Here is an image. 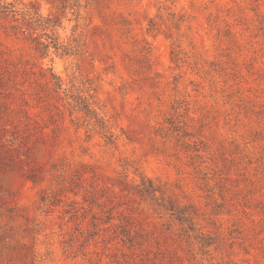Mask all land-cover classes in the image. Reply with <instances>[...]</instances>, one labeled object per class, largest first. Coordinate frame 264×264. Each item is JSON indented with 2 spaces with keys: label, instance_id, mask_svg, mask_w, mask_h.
Instances as JSON below:
<instances>
[{
  "label": "rangeland",
  "instance_id": "1",
  "mask_svg": "<svg viewBox=\"0 0 264 264\" xmlns=\"http://www.w3.org/2000/svg\"><path fill=\"white\" fill-rule=\"evenodd\" d=\"M4 1L0 264H264V0Z\"/></svg>",
  "mask_w": 264,
  "mask_h": 264
},
{
  "label": "trees",
  "instance_id": "2",
  "mask_svg": "<svg viewBox=\"0 0 264 264\" xmlns=\"http://www.w3.org/2000/svg\"><path fill=\"white\" fill-rule=\"evenodd\" d=\"M0 13L2 14L3 17H8L10 16L13 21L17 20V17H16V13H15V9H14V6L11 4V2H6L4 0H0ZM28 22H32L33 20H40L41 19V15L36 11L35 14H30L29 17H28ZM11 29L14 31V32H17L16 29H22V27L18 24V23H14L12 26H11ZM37 44H42L41 42L37 41ZM45 47V46H44ZM57 47V46H56ZM58 48V47H57ZM64 50H66L64 48ZM83 108L88 112L90 111L89 110V106L88 104H84L83 105ZM24 176L28 179H31L32 181H36V175L34 173H27V172H24L23 173ZM143 180V178H142ZM149 180V179H148ZM156 190L155 187L151 190V191H144L146 192V194H149L150 196H152L151 198H155L156 199ZM171 205H166L165 208L166 209H173L172 207H170Z\"/></svg>",
  "mask_w": 264,
  "mask_h": 264
}]
</instances>
